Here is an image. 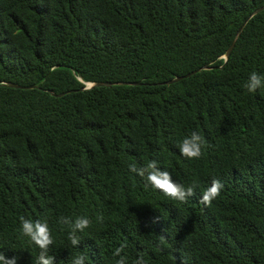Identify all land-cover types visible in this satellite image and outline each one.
I'll return each instance as SVG.
<instances>
[{
    "label": "trees",
    "instance_id": "16d2710c",
    "mask_svg": "<svg viewBox=\"0 0 264 264\" xmlns=\"http://www.w3.org/2000/svg\"><path fill=\"white\" fill-rule=\"evenodd\" d=\"M263 5L0 0V252L37 264L23 216L47 219L54 264H115L122 244L128 264H264V88L244 87L264 75V9L224 58ZM107 81L130 83L86 88ZM194 130L209 146L189 160L177 145ZM153 159L196 195L171 200L128 170ZM62 216L91 219L79 247Z\"/></svg>",
    "mask_w": 264,
    "mask_h": 264
},
{
    "label": "clouds",
    "instance_id": "9594fccd",
    "mask_svg": "<svg viewBox=\"0 0 264 264\" xmlns=\"http://www.w3.org/2000/svg\"><path fill=\"white\" fill-rule=\"evenodd\" d=\"M244 87L249 93H255L258 89L264 88V75L253 71L250 73L247 82ZM181 155L189 160L199 159L203 155V150L206 146H209L198 131H192L189 135H186L177 145ZM128 170L131 173L138 175L145 181V187H151L155 190L162 192L165 196L171 200L179 202H187V200L196 195V189L198 184L195 180L191 184L185 186L176 180H173L172 174L167 169H161L159 161L153 159L146 164L137 166L136 163H130ZM224 187L223 182L216 177H213L210 185L203 191L200 196V203L206 207L211 206L213 200L220 196ZM97 220L103 222V216L98 215ZM21 222V234L29 237L32 243L39 248V254L37 257V264H54L55 257L49 255V248L54 243L52 230L48 225L47 219H28L23 216L20 217ZM61 225H66L70 229L68 233V239L75 247H79L82 240L78 232H83L86 228L91 226V219L87 216H77L74 220L72 217L62 216L58 221ZM166 237L161 234L159 237L160 244H163ZM126 244H122L117 247L113 253L118 257L115 264H128V258L126 255H122ZM86 254H80L76 256L72 264H85ZM0 264H17V257H6L3 252H0ZM134 264H148L143 255H139L134 261Z\"/></svg>",
    "mask_w": 264,
    "mask_h": 264
},
{
    "label": "water",
    "instance_id": "95a60500",
    "mask_svg": "<svg viewBox=\"0 0 264 264\" xmlns=\"http://www.w3.org/2000/svg\"><path fill=\"white\" fill-rule=\"evenodd\" d=\"M263 9H264V5L261 6V7L256 8V9H255V10H254V11L248 16V18L245 20V22H243V24L238 28V30H237L236 33H235V36H234V39H233L232 43L230 44V46L228 47V49H227V51H226V53H225V55H224V58H225V59L228 58L230 52L232 51V49H233V47H234V45H235L236 40L238 39L239 35L241 34V32H242V30H243V27H244L245 23L248 21V19H249L251 16L255 15L256 13L260 12V11L263 10ZM206 68H209V67H207V66H203L201 69H206ZM194 72H195V71H192V72L187 73V74H185V75H183V76H177V77H174L173 79L168 80L166 83H172V82L178 81V80H180V79H182V78H184V77L190 76V75H191L192 73H194ZM118 83H125V84H128V83H130V82H120V81H115V82H109V81H107V82H90V83H88V85H87L86 88H90V87H93V86H100V85H112V84H118ZM10 85H11V86H17V87L19 86V85L14 84V83H10ZM65 93H66V92H62V93L56 94V93L52 92L53 95H57V96H61V95L65 94Z\"/></svg>",
    "mask_w": 264,
    "mask_h": 264
}]
</instances>
